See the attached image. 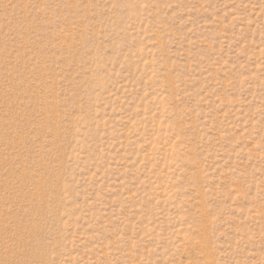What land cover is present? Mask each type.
<instances>
[{
	"label": "rangeland",
	"instance_id": "obj_1",
	"mask_svg": "<svg viewBox=\"0 0 264 264\" xmlns=\"http://www.w3.org/2000/svg\"><path fill=\"white\" fill-rule=\"evenodd\" d=\"M0 264H264V0H0Z\"/></svg>",
	"mask_w": 264,
	"mask_h": 264
}]
</instances>
